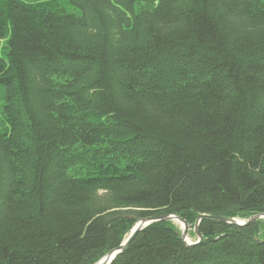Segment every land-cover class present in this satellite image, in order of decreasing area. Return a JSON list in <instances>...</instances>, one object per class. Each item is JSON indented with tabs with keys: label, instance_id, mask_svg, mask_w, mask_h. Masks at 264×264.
I'll return each mask as SVG.
<instances>
[{
	"label": "trees",
	"instance_id": "obj_1",
	"mask_svg": "<svg viewBox=\"0 0 264 264\" xmlns=\"http://www.w3.org/2000/svg\"><path fill=\"white\" fill-rule=\"evenodd\" d=\"M0 102V264L264 213V0H0ZM199 230L112 264H264L262 219Z\"/></svg>",
	"mask_w": 264,
	"mask_h": 264
},
{
	"label": "water",
	"instance_id": "obj_2",
	"mask_svg": "<svg viewBox=\"0 0 264 264\" xmlns=\"http://www.w3.org/2000/svg\"><path fill=\"white\" fill-rule=\"evenodd\" d=\"M204 219H209V220H214L230 225H236V226H249L252 225L256 222H258L261 219H264V213H259L256 215H253L249 217L248 219L242 220L239 218L235 217H226V216H213V215H207V214H200L195 222L194 226V233L198 237V240L195 242L189 241V234L191 230V226L189 223L183 219L179 215L175 214H161L158 216H150V217H145V218H140L135 225L133 226L130 235L128 239L122 243L119 247L113 249L110 251L103 259H101L97 264H112L116 260V258L123 253L129 245L135 240L137 235L146 227L158 223V222H180L182 225V231H181V239L183 240L184 244L187 246H194L201 244L204 242L205 238L203 233L200 232L199 228L201 225V222Z\"/></svg>",
	"mask_w": 264,
	"mask_h": 264
},
{
	"label": "rangeland",
	"instance_id": "obj_3",
	"mask_svg": "<svg viewBox=\"0 0 264 264\" xmlns=\"http://www.w3.org/2000/svg\"><path fill=\"white\" fill-rule=\"evenodd\" d=\"M0 106H1V102H0ZM264 221V219H262ZM260 221V220H259ZM173 225L178 229V231H182V225L180 222H173ZM193 234V228L191 227L190 230V234H189V241L195 242L196 240H198V237L196 235H191Z\"/></svg>",
	"mask_w": 264,
	"mask_h": 264
}]
</instances>
